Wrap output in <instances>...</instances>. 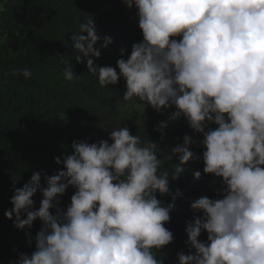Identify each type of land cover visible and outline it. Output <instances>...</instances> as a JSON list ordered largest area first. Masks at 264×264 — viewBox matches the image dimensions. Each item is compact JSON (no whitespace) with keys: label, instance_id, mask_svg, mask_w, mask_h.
Returning a JSON list of instances; mask_svg holds the SVG:
<instances>
[{"label":"clouds","instance_id":"clouds-1","mask_svg":"<svg viewBox=\"0 0 264 264\" xmlns=\"http://www.w3.org/2000/svg\"><path fill=\"white\" fill-rule=\"evenodd\" d=\"M123 3L136 9L143 40L117 61L119 72L89 58L101 56L94 19L82 22L73 36L82 54L76 61L87 58L102 87L123 78L125 101L138 99L157 112L175 107L172 120L184 118L203 134L204 173L223 180L222 198L201 197L191 204L202 214L186 229L195 253L179 254V264H264V0ZM112 43L105 37L101 47ZM16 74L32 75L28 69ZM63 75L68 81L78 77L71 65ZM166 127L161 122L157 130ZM109 140L73 142L65 170L46 176V186L34 172L15 188L14 207L5 216H15L19 229L42 222L36 250L20 254L16 264H164L155 252L174 241L165 225L175 197L165 203L157 193L169 194L170 180L196 158L192 138L185 135L163 158L155 143L142 141L128 126L112 130ZM173 157L178 165L170 177L161 169ZM193 175L199 179L201 173ZM70 186L75 192L65 210L60 197ZM37 193L43 199L35 210ZM205 231L207 242L200 239Z\"/></svg>","mask_w":264,"mask_h":264},{"label":"trees","instance_id":"trees-1","mask_svg":"<svg viewBox=\"0 0 264 264\" xmlns=\"http://www.w3.org/2000/svg\"><path fill=\"white\" fill-rule=\"evenodd\" d=\"M122 4L123 0H6L0 10V264H16L22 253L30 256L42 227L37 219L31 229H19L15 216H5L14 207L15 188L27 184L34 172L41 173V183L46 186V176L65 170L63 159L72 154L73 142L109 140L111 131L123 126L142 141L155 143L160 158L182 144L185 135L192 138L189 148L196 158L183 166L185 171L178 179L170 180L169 194L157 193L165 203H172L175 197V209L165 225L174 241L155 255L164 264H179V254L195 253L186 229L202 214L191 204L201 197L218 199L215 176L203 171V134L188 123L175 129L172 115L160 117L153 109H146L140 122L133 116L122 117L120 108L129 103L123 99L126 81L121 78L117 85L102 87L89 72L87 58L79 63L75 58L82 54L75 50L73 36L82 22L94 19L101 56L89 58L95 65L112 66L119 72L117 61L127 59L133 44L143 40L139 24L131 25L123 17ZM129 11L136 16L134 7ZM105 37H111L113 43L102 48ZM122 49L126 50L123 57ZM69 65L78 76L72 81L63 75ZM23 69L31 72L30 78L16 74ZM161 122L167 127L158 131ZM177 165L178 158L173 157L164 161L161 170L171 177ZM195 171H200L199 179L194 177ZM74 192L70 186L60 197L59 207L66 210ZM42 199L40 193L34 197L35 210ZM51 211L55 214V209ZM207 236L205 231L200 239L207 242Z\"/></svg>","mask_w":264,"mask_h":264},{"label":"rangeland","instance_id":"rangeland-1","mask_svg":"<svg viewBox=\"0 0 264 264\" xmlns=\"http://www.w3.org/2000/svg\"><path fill=\"white\" fill-rule=\"evenodd\" d=\"M6 0L2 1L0 0V10L3 9L4 4ZM122 9H123V17L131 24V25H138V17L134 16L127 6L125 4H122ZM146 109H153L150 105H146L143 102L139 101L138 99H133L129 101V103L123 105L120 108L121 116L126 117V116H133L138 122H140L143 118L144 112ZM154 112L160 116H168V115H173V113L176 111L175 107L164 110L162 112H157L155 109H153ZM180 123H188L186 119L181 118L178 121L175 120L174 128L176 129ZM213 186H214V192L215 196L217 198L222 197L221 196V191L223 187V180L222 178H213Z\"/></svg>","mask_w":264,"mask_h":264}]
</instances>
